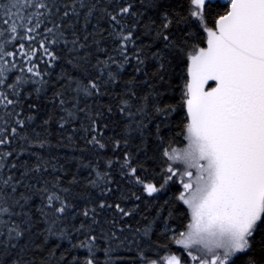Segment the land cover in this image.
I'll return each instance as SVG.
<instances>
[{
  "label": "snow or ice",
  "instance_id": "1",
  "mask_svg": "<svg viewBox=\"0 0 264 264\" xmlns=\"http://www.w3.org/2000/svg\"><path fill=\"white\" fill-rule=\"evenodd\" d=\"M0 264H264V0H0Z\"/></svg>",
  "mask_w": 264,
  "mask_h": 264
},
{
  "label": "trees",
  "instance_id": "2",
  "mask_svg": "<svg viewBox=\"0 0 264 264\" xmlns=\"http://www.w3.org/2000/svg\"><path fill=\"white\" fill-rule=\"evenodd\" d=\"M61 152L63 154H66L68 157H71L74 154H78V150L74 149L73 147L69 146L67 148L61 149ZM72 163L74 164L75 161H72Z\"/></svg>",
  "mask_w": 264,
  "mask_h": 264
}]
</instances>
